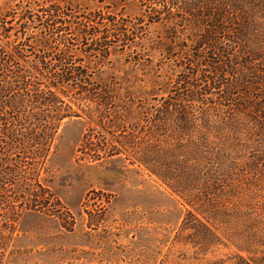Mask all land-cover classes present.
Here are the masks:
<instances>
[{
    "label": "rangeland",
    "instance_id": "374dc122",
    "mask_svg": "<svg viewBox=\"0 0 264 264\" xmlns=\"http://www.w3.org/2000/svg\"><path fill=\"white\" fill-rule=\"evenodd\" d=\"M0 59L22 70L28 91L54 92L74 112L44 161L20 163L29 180L15 184L39 181L73 228L22 204L5 264H243L254 255L240 247L264 254V0H0ZM65 72L74 81L57 86ZM176 91L178 112L159 113ZM3 149L12 164L27 160ZM195 159L217 210L208 241L149 168L178 188L180 164L194 172Z\"/></svg>",
    "mask_w": 264,
    "mask_h": 264
},
{
    "label": "trees",
    "instance_id": "16d2710c",
    "mask_svg": "<svg viewBox=\"0 0 264 264\" xmlns=\"http://www.w3.org/2000/svg\"><path fill=\"white\" fill-rule=\"evenodd\" d=\"M0 65H2L1 59ZM2 68L6 69L7 72H2V76H0V114L1 116H4V114L7 116L5 119H2L5 125L1 127L2 134L6 135L7 140L4 143H0V149L2 150L0 151V264H5L6 259L14 253L12 244L17 237L16 219L22 207L24 208L22 204L31 210L46 208L60 219L62 226L66 230L71 231L73 228V216L69 210L62 205L55 209V205L60 204V202L52 195L50 190L39 184V181L35 180L37 182L31 188L22 186V190L16 189L15 184L19 182L26 184V181L29 180L25 174L23 177L20 163H23L24 167L31 170L33 166L37 165L35 164L36 160L41 158L44 161V153L47 147L50 146L48 142L51 139V135L57 130L58 123L63 118L73 116L74 112L71 111L70 113V111H67V109H72L64 103L63 99H58L54 92H41L40 89L36 92L28 91L29 88L24 83L26 77L21 73V69L9 71L4 64ZM79 76L80 79L76 78V80L86 83L82 75ZM57 79V86L58 83H64V81H74L73 78L67 76L66 72L63 75H59ZM176 93L177 91L169 100L164 101L159 113L165 112V114H169L178 112L180 100L177 98L179 96ZM193 96L191 95V97ZM99 103L105 104L103 101H99ZM35 108L43 109L39 113H36L34 112ZM156 116L154 117V123H166L164 120L166 118L162 119ZM158 116L161 115L159 114ZM180 118H183L181 119L182 121L187 122L192 120V118L186 115H180ZM159 127L160 125L157 126L155 133L160 129ZM188 127L180 123L176 133H179L180 129L187 133ZM1 140H3V137ZM4 145H8L11 148V152L15 149H22L24 154H27L26 159L29 163L26 162L27 160H22L16 164H12L10 162L12 157L9 156L8 160V155L4 154ZM193 162L195 166L194 172L185 171L187 167L185 162L180 164L182 170L177 182L178 188L169 182L168 176H173V174L167 175L169 171L160 173V170L154 167L149 168L201 217L199 218L189 211L187 217L184 219V225L186 227L189 217H193L196 220L197 226H201V230L207 236L206 241H208V232L212 233L207 226L211 222L209 221L208 214L210 210L217 214V210L213 202L214 199H209L208 197V173L202 172L199 159H195ZM187 183L191 186V189L183 191V187ZM192 188L194 190L190 191ZM184 192H190V194ZM240 250L254 255L248 256L249 259L239 257L243 264H264V254L260 255L261 257H257L256 253L249 251L247 247H240Z\"/></svg>",
    "mask_w": 264,
    "mask_h": 264
}]
</instances>
